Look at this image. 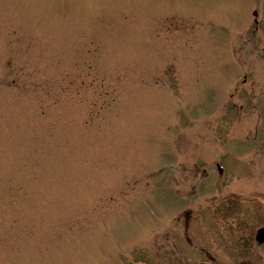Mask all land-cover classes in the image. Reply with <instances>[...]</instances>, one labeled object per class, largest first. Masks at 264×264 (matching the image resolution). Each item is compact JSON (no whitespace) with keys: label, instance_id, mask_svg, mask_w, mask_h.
I'll list each match as a JSON object with an SVG mask.
<instances>
[{"label":"rangeland","instance_id":"374dc122","mask_svg":"<svg viewBox=\"0 0 264 264\" xmlns=\"http://www.w3.org/2000/svg\"><path fill=\"white\" fill-rule=\"evenodd\" d=\"M224 179L264 184V0H0V264L219 255Z\"/></svg>","mask_w":264,"mask_h":264},{"label":"flooded vegetation","instance_id":"af4514ba","mask_svg":"<svg viewBox=\"0 0 264 264\" xmlns=\"http://www.w3.org/2000/svg\"><path fill=\"white\" fill-rule=\"evenodd\" d=\"M224 182L225 179L217 200L218 211L214 215L225 229L222 238L219 231L218 240L222 245L218 249L219 255L207 242H195L187 235L183 248L170 242L169 246L159 247V257L144 259L157 261V264H264V241L259 238V232L264 230V184L252 180L238 182L226 191ZM187 216V222L191 221L193 216L190 213Z\"/></svg>","mask_w":264,"mask_h":264},{"label":"water","instance_id":"95a60500","mask_svg":"<svg viewBox=\"0 0 264 264\" xmlns=\"http://www.w3.org/2000/svg\"><path fill=\"white\" fill-rule=\"evenodd\" d=\"M221 169V168H220ZM259 238H260V240H263L264 241V230H261L260 232H259Z\"/></svg>","mask_w":264,"mask_h":264}]
</instances>
